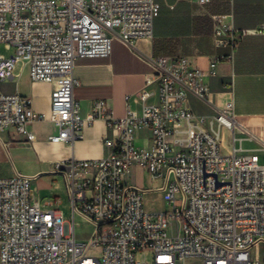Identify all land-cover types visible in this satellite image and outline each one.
Returning <instances> with one entry per match:
<instances>
[{
	"label": "built area",
	"instance_id": "obj_1",
	"mask_svg": "<svg viewBox=\"0 0 264 264\" xmlns=\"http://www.w3.org/2000/svg\"><path fill=\"white\" fill-rule=\"evenodd\" d=\"M160 10L157 0H0V46L14 51L0 55V83L22 64L32 81L53 85L49 116L36 113L29 99L0 91V133L34 142L30 126L50 121L58 133L49 141L73 146L103 119L115 137L104 139L108 157L54 164L71 198L72 221L42 208L33 177L0 178L1 264H146L137 256L147 253L153 264H264V165L259 153L244 150L245 142L257 143L264 153V144L238 122L233 101L212 117L187 106L189 94L209 98L203 72L188 57L152 61L137 95L140 112L127 109L116 118L107 101L97 100L84 117L74 97L77 61L110 57L114 39L133 48L152 38ZM223 19L213 18L212 37L228 54L210 62L212 71L234 62L241 39L251 33ZM255 32L264 34V27ZM153 97L157 102L149 104ZM145 131L150 139L138 145ZM225 132L230 146L224 152ZM137 166L161 181L168 210L146 211L147 191L125 183ZM79 217L93 227L86 242L77 237Z\"/></svg>",
	"mask_w": 264,
	"mask_h": 264
},
{
	"label": "crops",
	"instance_id": "obj_2",
	"mask_svg": "<svg viewBox=\"0 0 264 264\" xmlns=\"http://www.w3.org/2000/svg\"><path fill=\"white\" fill-rule=\"evenodd\" d=\"M157 1L161 10L152 38L139 40L133 48L114 39L110 57L77 61L74 76L79 85L74 97L81 103L83 116L90 113L92 103L97 100L107 101L116 118L124 117L127 109L140 112L142 103L137 95L152 72V61L159 56L169 59L185 56L203 72V81L209 90L207 101L189 94L187 106L198 116L212 117L233 101L238 122L264 144V34L255 32L264 27V0H211L206 5H200L198 0ZM215 16L223 17L224 23L232 24L239 31L251 33L241 39L234 62L222 61L212 71L210 62L228 54V50L214 45ZM0 91L29 99L38 114L49 116L51 113L53 85L32 81L26 65H18L15 77L0 83ZM129 95L132 98L127 102ZM156 102L154 97L148 101L149 104ZM30 131L36 136L34 142H26L25 136L14 131L0 133V178L17 173L33 177V194L42 208L61 213L65 218L64 211L49 209L63 206V200L46 202L45 208L41 202L42 194L53 187L54 164L72 158L108 157L111 150L105 147L104 139H114L113 132L105 120L98 119L85 128L83 139L71 146L49 141L50 136L58 133L50 121L32 124ZM224 138L230 139V133L225 132ZM149 139L150 133L142 132L137 136V144L146 145ZM245 144L246 152L264 155L257 143ZM225 147L228 151L224 141ZM154 182L151 192L162 193L158 190L161 181ZM77 221L86 222L80 217Z\"/></svg>",
	"mask_w": 264,
	"mask_h": 264
},
{
	"label": "rangeland",
	"instance_id": "obj_3",
	"mask_svg": "<svg viewBox=\"0 0 264 264\" xmlns=\"http://www.w3.org/2000/svg\"><path fill=\"white\" fill-rule=\"evenodd\" d=\"M13 53L14 51H6L3 47H0V55L9 57L13 55ZM224 139V141L227 143V146H230L229 138ZM244 145L247 146V144ZM223 151H226V147ZM260 164L264 165V155L260 157ZM125 183L147 191L144 196V205L146 211L161 212L168 210L169 206L165 201V198H163L162 193L151 192V189L155 185V182L142 167L137 166L132 168L131 174L125 178ZM60 200L64 201L63 206L58 207L56 205L54 207H50L49 209H60L64 211L65 220L67 222L72 221V204L65 181L61 175H55L53 187L51 188V190L42 194L41 202L43 204V207L45 208L46 202L53 201L57 203ZM92 232L93 227L91 224L83 221H77V237L79 240H87ZM260 252L261 255L264 256V245L260 247ZM137 260L145 262L146 264H153L154 256L151 253H147L145 255L139 254L137 256ZM187 264H201V262L188 260Z\"/></svg>",
	"mask_w": 264,
	"mask_h": 264
}]
</instances>
